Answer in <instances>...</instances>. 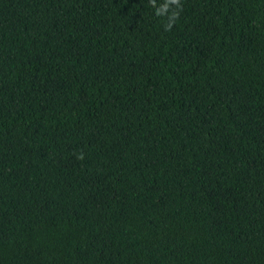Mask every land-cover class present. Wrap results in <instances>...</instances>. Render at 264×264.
<instances>
[{"label":"trees","instance_id":"obj_1","mask_svg":"<svg viewBox=\"0 0 264 264\" xmlns=\"http://www.w3.org/2000/svg\"><path fill=\"white\" fill-rule=\"evenodd\" d=\"M0 264H264V0H0Z\"/></svg>","mask_w":264,"mask_h":264},{"label":"clouds","instance_id":"obj_2","mask_svg":"<svg viewBox=\"0 0 264 264\" xmlns=\"http://www.w3.org/2000/svg\"><path fill=\"white\" fill-rule=\"evenodd\" d=\"M150 2H152V0H150ZM169 3L176 5L177 8L180 7V0H169ZM159 15V13H157Z\"/></svg>","mask_w":264,"mask_h":264}]
</instances>
